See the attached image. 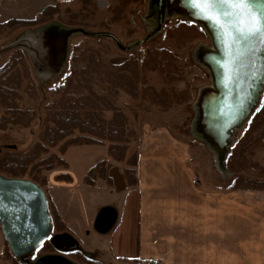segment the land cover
Returning a JSON list of instances; mask_svg holds the SVG:
<instances>
[{"label": "rangeland", "instance_id": "1", "mask_svg": "<svg viewBox=\"0 0 264 264\" xmlns=\"http://www.w3.org/2000/svg\"><path fill=\"white\" fill-rule=\"evenodd\" d=\"M118 3L119 0H73L70 3L58 4V14L46 24L18 30L12 27L0 29V67L6 63L12 52L20 50L29 66L31 80L34 84V89L26 91L25 88L28 83L23 82L18 91L20 98L17 101L19 107L32 116L30 126L27 128L16 126L8 128L6 131H0V150L14 147L16 153L24 154L34 143L39 141L47 119V108L59 98V94L55 90L64 84L71 69H82L86 66V58L91 55V52L97 54L102 63L101 74L92 73L90 77L93 93L120 111L126 119L125 131L130 136L128 150L123 162L118 163L108 159L107 150L104 146H73L64 155L68 164L67 172L73 180L72 184L65 185L54 182L55 176L61 172L60 170L45 173L47 183L43 187V191L46 195L50 216L51 207L55 206V199H60L66 204L68 220L74 227L73 231L78 235L75 234L76 237L74 234H70L74 239L79 240V235H83L81 229L85 230L88 227V221L91 217L89 215L95 204L105 198L110 199L111 194L109 192H115L112 180L108 176L110 170L115 168L124 179L125 161L137 153L138 173L140 151L144 152V155L148 153L154 161L160 159L168 161L170 157L176 159V162H185L187 168L190 169L195 186L202 191L223 189L225 192H230L228 187L237 175L227 170L226 159L233 146L240 141L250 121L249 119L234 135L233 144L229 148L224 162L228 175L221 176L206 145L199 142L191 133L192 122L195 117L193 104L197 99L198 91L200 88L210 85L209 74L194 60L196 49L201 44H209L207 36L196 24L181 19L165 20L161 29L155 32L149 40L142 43L148 34L145 19L148 0H134L129 4L125 17L114 21L111 9ZM178 25L193 26L195 30L192 36L186 35L183 32L185 28L181 27L180 29ZM51 28L65 31L81 30L87 34H109L124 48L133 43L139 45L131 50H122L109 37L75 34L66 39L64 58H61L62 51H59L61 44L59 45L57 38L54 37L49 43L52 59L46 57L41 66L51 72L52 64L56 68L61 61H64V66L53 78L46 79L36 73L38 69L36 70L35 63L27 52V43L22 40L26 38L27 34L33 33L35 30ZM168 30L173 32V37L166 39L164 36ZM176 34L178 35L176 36ZM180 36L184 39H179ZM74 47H77L74 54L78 55L79 58H84L83 61L81 59H79L81 62L70 61ZM153 49H162L169 54V59L173 64V68L168 72L169 75L155 69L142 67V57ZM130 60L138 63L139 82L135 89L136 96L130 95L128 90L108 84L103 74L114 72L115 67ZM144 86L150 87L157 93H164L169 101V106L156 105L152 103L150 98L144 97L142 93ZM31 93L34 94V98L30 97ZM263 99L264 90L253 114L261 108ZM100 101H97V104L102 105ZM91 112L97 117V121L102 123L110 121L113 117V111L103 107ZM253 137L256 142L247 148L248 151H246L245 156L248 159V167L246 166L247 169L241 175L246 179L264 180V125L253 133ZM50 152H56V149L50 150ZM103 159L111 164L107 169L110 184L96 180L91 187L83 185L82 180L87 171ZM96 188L102 191L95 192ZM56 233L51 217V235L26 259L28 264H38V260L43 256L62 257L73 264H87L85 261L91 260L87 254L79 251L61 253L55 250L50 244V238ZM86 234L88 233L85 232L84 235ZM94 236L98 235L94 233ZM46 244L51 246L49 250H46ZM11 257L12 255L0 231V260H7L11 264Z\"/></svg>", "mask_w": 264, "mask_h": 264}, {"label": "crops", "instance_id": "2", "mask_svg": "<svg viewBox=\"0 0 264 264\" xmlns=\"http://www.w3.org/2000/svg\"><path fill=\"white\" fill-rule=\"evenodd\" d=\"M71 1L0 0V23L32 20L46 6ZM147 155L140 151L135 189L126 187L122 175L111 174L113 188L123 185V190L110 191V199L95 204L80 240L70 234L77 233L66 204L55 199L64 225L56 234L70 236L78 246L74 252L99 264H264V191H202L185 162ZM104 206L115 209L116 222L102 235L92 225Z\"/></svg>", "mask_w": 264, "mask_h": 264}, {"label": "trees", "instance_id": "3", "mask_svg": "<svg viewBox=\"0 0 264 264\" xmlns=\"http://www.w3.org/2000/svg\"><path fill=\"white\" fill-rule=\"evenodd\" d=\"M134 0H119V3L112 7L114 21L124 18L127 8ZM58 4L46 6L36 18L32 20L12 19L0 23V29L12 27L15 30L21 28H34L53 20L58 14ZM185 28L183 32L192 36L194 28L191 25H178ZM178 34H176L177 36ZM166 39L173 37V32L168 30L164 36ZM179 39H184L180 36ZM77 47L73 48L70 56L71 62H77L79 58L74 54ZM84 54V53H83ZM81 62V61H80ZM142 67L155 69L165 75L173 68L169 54L162 49H153L146 53L141 60ZM102 63L97 54L92 53L86 58V66L82 69L73 68L65 78L64 84L55 90L59 94L47 108V119L39 141L24 154L16 153L14 147L0 150V175L12 179H26L34 182L39 187L47 183L45 173L60 170L55 176L58 184L70 185L73 180L68 171V164L64 155L73 146H104L107 150V157L114 162H123L128 150L129 136L126 133V119L116 108L108 104L104 99H99L93 93L90 84L92 73L101 74ZM138 63L130 60L115 67L111 73H103L108 84H113L120 89L128 90L130 95L136 96V86L139 82ZM23 82L28 83L26 91L34 89L31 80L30 69L26 64L20 50L12 52L6 63L0 67V131H6L12 127H29L32 116L17 103L19 89ZM30 88V89H29ZM144 97L150 98L156 105L169 106V101L164 93H157L148 86L142 88ZM33 95V96H32ZM34 98V94H30ZM101 100L102 105L97 104ZM113 111V117L108 122H98L97 117L91 112L100 110ZM89 109V110H87ZM264 125V99L261 108L250 118L248 126L243 132L240 141L234 145L226 159V168L230 173L237 175L229 185L230 191H264V180L246 179L241 173L247 169L248 159L245 156L256 139L253 133ZM56 149V152L50 150ZM111 164L103 159L91 167L83 178V183L93 186L96 180L109 181L107 169ZM138 154L125 161L123 169L124 180L128 189H135L138 186ZM247 166V167H246ZM263 174V172H262ZM53 227L57 233L64 230V225L55 206L51 207ZM46 250L50 245H45ZM12 264H19L11 257ZM87 264H99L92 260L85 261Z\"/></svg>", "mask_w": 264, "mask_h": 264}, {"label": "water", "instance_id": "4", "mask_svg": "<svg viewBox=\"0 0 264 264\" xmlns=\"http://www.w3.org/2000/svg\"><path fill=\"white\" fill-rule=\"evenodd\" d=\"M157 2L158 32L163 23L164 1ZM181 8L187 21L198 25L210 36L213 51L202 57L208 66L213 81L211 88L202 96L199 114V130L227 156L234 135L251 118L258 107L264 90V42L259 35L245 39L237 31L243 19L238 10L230 9L219 2L211 5L210 11L220 23L206 18V13L197 10L192 0H167ZM259 10V3H257ZM231 15H224L225 12ZM82 34L94 37H109V34H87L81 30H67L64 37ZM151 36L147 35L145 41ZM66 49V47H65ZM198 98V97H197ZM226 158V157H225ZM116 222V211L111 206L100 208L93 222V230L107 234ZM0 231L13 258L20 264L33 254L51 235V216L46 195L41 187L30 180L12 179L0 175ZM51 246L61 253H72L78 249L76 242L66 234L50 238ZM38 264H73L58 256H43Z\"/></svg>", "mask_w": 264, "mask_h": 264}, {"label": "bare ground", "instance_id": "5", "mask_svg": "<svg viewBox=\"0 0 264 264\" xmlns=\"http://www.w3.org/2000/svg\"><path fill=\"white\" fill-rule=\"evenodd\" d=\"M164 20L172 21V20H178L181 19L183 21H187V17L185 15V12L179 8V6L174 4H168V1H164V12H163ZM146 19V27L147 32L149 36L154 35L156 32V29L158 27V12H157V2L154 0H148L147 5V15L145 17ZM66 31L63 29H57V28H51V29H42V30H35L33 33L27 34L26 38L23 39L25 43H27V52L30 54L31 58L33 59L35 63L36 73L40 75V77L43 78H53L58 71H61L64 66V61H61L59 65L55 68V66L52 64V72L45 70L41 63L44 62L45 58L52 59V51L50 49L49 43L50 40L54 37L57 38V43L59 45L61 44L60 50L62 51V57L64 58V52L66 47V38L64 37V33ZM205 35L206 32L204 31ZM23 38V37H22ZM208 40L209 44H201L195 51L194 54V60L195 62L202 67L206 72L209 74L210 81L212 82V75L208 68V66L203 62L202 57L207 51H213V47L211 46L210 42V36L208 34ZM21 42V41H20ZM19 42V43H20ZM22 43V42H21ZM135 43L131 44L130 46H134ZM15 45V44H14ZM40 65V67H38ZM55 68V69H54ZM208 88H211V85L207 87L200 88L198 91V98L196 99L195 103L193 104L195 117L192 122V135L194 138H196L199 142H202L206 145L208 151L212 154L214 158V164L216 169L219 171L221 176L228 175L224 162H225V152L218 149L214 144L211 143L210 140H207L203 134L201 133V130H199V114L201 112L200 110V104L202 100V96L205 94V91L208 90ZM232 142V143H231ZM229 143H231V146L233 144V140H229ZM230 146V147H231Z\"/></svg>", "mask_w": 264, "mask_h": 264}, {"label": "snow or ice", "instance_id": "6", "mask_svg": "<svg viewBox=\"0 0 264 264\" xmlns=\"http://www.w3.org/2000/svg\"><path fill=\"white\" fill-rule=\"evenodd\" d=\"M219 2L230 9L238 10L243 19L240 20V27L237 31L245 39L259 35L264 42V0H192L193 6L197 10L206 13V18L213 19L220 23L219 18L210 11L213 3ZM259 3V10L257 9ZM232 13L225 12L224 15Z\"/></svg>", "mask_w": 264, "mask_h": 264}, {"label": "built area", "instance_id": "7", "mask_svg": "<svg viewBox=\"0 0 264 264\" xmlns=\"http://www.w3.org/2000/svg\"><path fill=\"white\" fill-rule=\"evenodd\" d=\"M112 173H114L115 176H117V177H120V176H121V174H120V173L118 172V170H116L115 168H112V169L110 170L108 176L110 177ZM122 190H123V185L115 186V191H116V192H120V191H122Z\"/></svg>", "mask_w": 264, "mask_h": 264}, {"label": "flooded vegetation", "instance_id": "8", "mask_svg": "<svg viewBox=\"0 0 264 264\" xmlns=\"http://www.w3.org/2000/svg\"><path fill=\"white\" fill-rule=\"evenodd\" d=\"M148 30V29H147Z\"/></svg>", "mask_w": 264, "mask_h": 264}]
</instances>
